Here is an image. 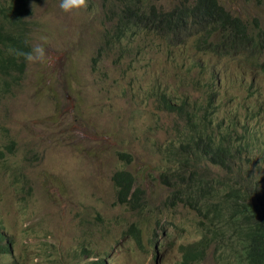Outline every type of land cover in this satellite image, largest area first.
Segmentation results:
<instances>
[{
  "label": "rangeland",
  "instance_id": "obj_1",
  "mask_svg": "<svg viewBox=\"0 0 264 264\" xmlns=\"http://www.w3.org/2000/svg\"><path fill=\"white\" fill-rule=\"evenodd\" d=\"M124 1L88 0V9L79 13L62 12L60 0L29 1L24 20L31 48L44 46L56 62L26 63L17 83L0 75V222L10 241L0 264H95L97 256L105 264L182 261V248L203 232L201 216L165 202L170 188L159 173L169 167L173 122L184 121L176 111L157 108L161 90L153 86L168 90L178 105L186 91L179 81L184 74L195 75L187 99L205 103L211 95L215 121L227 123L226 112L238 108L240 121L261 143L251 162L242 159L244 170L264 169V0H219L253 37L234 55L213 50L220 34L195 30L171 37L143 30L124 39L130 51L103 50V34ZM138 1L141 9L155 5L163 11L192 2ZM213 65L220 70H211ZM225 94L232 100L224 99L228 107L222 110ZM118 151L131 154V162L120 160ZM121 168L144 190L139 211L113 205L110 177ZM131 224L144 242L154 240L156 250L136 245L126 233ZM224 251L207 245L193 264H237L235 252L226 257Z\"/></svg>",
  "mask_w": 264,
  "mask_h": 264
},
{
  "label": "trees",
  "instance_id": "obj_2",
  "mask_svg": "<svg viewBox=\"0 0 264 264\" xmlns=\"http://www.w3.org/2000/svg\"><path fill=\"white\" fill-rule=\"evenodd\" d=\"M29 1L0 0V75L10 77L15 83L21 79L26 67L23 57H17L15 51L31 50L24 20L30 12ZM144 6L141 9L138 0L123 2L113 26L103 34V50L119 48L128 52L131 43H123L124 39L129 34L139 36L143 30L156 31L164 37L189 30L204 34L216 32L220 34L221 42L217 41L213 50L231 55L241 52L253 38L248 27L225 10L218 0L181 2L169 11L160 10L155 5ZM211 70L220 68L213 65ZM192 77L184 74L179 79L184 82L186 91L179 96L178 105L172 103L168 90L159 84L153 86L161 90L157 95V108L166 113L176 111L184 121V124L176 119L173 122L166 145L169 167L159 173V180L170 188L165 202L171 207H188L202 217L198 220L202 234L194 243L182 248L183 258L178 264L199 262L210 244L225 248L226 257L235 252L237 264H264V169L261 171V166L250 168V165L244 170L242 161L245 158L251 162L250 153L259 149L256 144L261 143H257L252 133L246 130L247 124L240 121L238 108L226 112L227 123H223L213 119L216 111L211 95L205 103L188 100L186 96ZM203 80L204 73L201 72L199 82ZM224 99L228 102L232 97L225 94L219 100L222 110L228 107L222 103ZM255 107L261 108V105ZM248 112L253 111L248 109ZM116 154L126 163L132 160L128 152L118 151ZM2 157L4 153L0 151ZM209 165L218 171L210 172ZM255 169L259 171L254 172ZM110 179L115 190L113 205H123L135 211L144 207V190L136 185L130 171L117 169ZM258 217H261L260 221ZM126 233L133 237L138 247L148 246L151 251L156 250L154 240L149 238L144 242L142 232L135 224H131ZM9 244L0 222V252H10ZM94 263L105 264V261L97 256Z\"/></svg>",
  "mask_w": 264,
  "mask_h": 264
},
{
  "label": "clouds",
  "instance_id": "obj_3",
  "mask_svg": "<svg viewBox=\"0 0 264 264\" xmlns=\"http://www.w3.org/2000/svg\"><path fill=\"white\" fill-rule=\"evenodd\" d=\"M59 8L64 13H79L88 9V0H60ZM15 55L23 57L24 61L29 64L45 63L51 67L56 62V56L40 44L33 46L27 52L16 50Z\"/></svg>",
  "mask_w": 264,
  "mask_h": 264
}]
</instances>
